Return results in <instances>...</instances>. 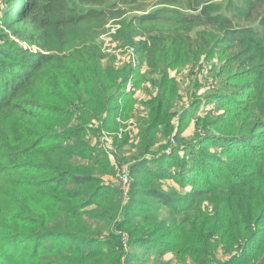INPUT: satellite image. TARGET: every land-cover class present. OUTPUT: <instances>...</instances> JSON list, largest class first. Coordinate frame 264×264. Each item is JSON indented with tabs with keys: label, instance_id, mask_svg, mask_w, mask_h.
I'll use <instances>...</instances> for the list:
<instances>
[{
	"label": "trees",
	"instance_id": "obj_1",
	"mask_svg": "<svg viewBox=\"0 0 264 264\" xmlns=\"http://www.w3.org/2000/svg\"><path fill=\"white\" fill-rule=\"evenodd\" d=\"M4 1L9 7L0 32V264H122L118 230L128 234L122 243L130 248L157 249L159 257L181 251L178 237L166 236L174 223L160 220L164 210L143 198L176 205L177 198L152 186L172 176L166 155L129 164V204L121 207L119 189L96 174L104 172L107 155L88 143L86 128L118 130V120L136 111L134 91L144 65L159 77L149 78L156 91L141 103L146 117L138 119L139 142L149 152L161 122L165 148L172 101L182 96L171 71L202 59L213 61L206 72L220 77L207 95L219 99V112L195 122V143L188 147L177 132L178 152L170 154L179 168L173 176L192 185L179 198L180 213L204 203L212 209L200 249H186L199 264H213L219 244L231 255L223 264H264V0ZM126 11L129 19L119 20L115 39L134 46L135 68L115 67L116 59L98 45L107 22ZM130 77L133 86L126 92ZM198 87L190 91L194 105ZM121 133L119 145H125ZM204 140L220 141L226 158L207 154ZM187 169L190 176L180 178ZM133 205L144 219L131 220ZM94 220L113 224L107 239L95 237ZM182 223L179 229L185 231L186 223L190 230ZM158 231L161 236H151ZM50 238L65 240L49 244ZM138 257L131 251L123 264Z\"/></svg>",
	"mask_w": 264,
	"mask_h": 264
},
{
	"label": "rangeland",
	"instance_id": "obj_2",
	"mask_svg": "<svg viewBox=\"0 0 264 264\" xmlns=\"http://www.w3.org/2000/svg\"><path fill=\"white\" fill-rule=\"evenodd\" d=\"M18 5V3H17ZM9 4L8 2H5L4 0H0V32L5 30V21H6V12L8 10ZM119 9L125 10L126 8L119 7ZM129 14L127 11L119 17L111 18L105 28V32H103L98 37V45L102 52L107 54V57L110 58H121L124 57L129 59L128 62H125V64H128L129 66L135 68L138 67L137 65V59L135 55V63L132 64V58H133V49L134 46L130 44H125L123 41H118L116 38V33L119 28V20L122 19H129ZM19 46L26 48V45H24L22 42H18ZM4 41L0 39V45H3ZM11 43H6V45H9ZM133 50V51H132ZM135 54V52H134ZM106 60V59H104ZM109 61V60H108ZM212 62H206L203 61V59L197 64L194 65H185L182 68L179 69H173L171 71V75H174L178 79V90L180 91V95H182L178 100L172 101V107L175 112V114L172 116V134L169 137L168 145L164 148L163 145L166 143V136L163 134L164 126L161 125L162 123H159V132L156 133L155 137V144L151 148V150L147 153L142 152L141 145L139 142V130L135 127L134 129L128 128L127 121L130 118H133L136 121L137 127L140 126L139 120L141 118H145V114L141 111V103L140 99H143L147 93H150L151 91H156V87L152 86L150 84L149 78H155L159 77L157 75H151L148 72H146L148 69L142 65L140 66V72L141 74L144 73L145 75L140 78L141 84H137L135 87L134 94L141 93V98L136 101L135 108L138 107L135 110L132 111V113L129 115V117L126 120H118L120 121V128L118 130L110 131L105 129H97V125L92 124L93 126H89L86 128L87 131V141L90 143L92 147L97 148V144L99 145V138L102 135L101 131H105L107 133H110L113 139L112 146H113V152L109 155L106 153L107 161L105 162L107 166L104 169V172L97 171L96 174L102 179L103 182L110 184L114 186L115 188L119 189V192L117 195V199H120V206L123 207L125 205L129 204V194L128 196L123 195L120 188V181L118 177V173L120 171L125 170V172H128L129 164L136 160L141 159H150V158H156L159 157L161 154H165V161H169V166L171 167V173L172 176L170 177H164L160 179H156L153 181L152 186L153 188L157 189L160 194H163L165 197H171V198H177L178 200H175L176 205H169V204H162L159 203L157 199H154V197L144 196L143 198L148 197L150 201H155L154 204L158 205L161 210H164V213L161 214L160 220L165 219L169 224H173L174 226L168 225L169 227L166 228L165 232L167 233L166 236H176L178 237V240L181 241V251L178 250L176 252L174 251H166L163 253L161 257L158 255V250L153 249L149 252H146L145 248L143 246H136L133 247L129 244L124 245L122 243L123 237L128 236L126 232H123L122 230L116 231L118 234L121 235V241L119 244V250L118 253L121 255V263L123 264L125 262V259L128 258V253L133 251L137 253L140 257L144 259L145 261L141 260L140 264H199L195 258L192 256V250L186 249L187 246H192L188 248H193V250H199L201 247V242H199V239L201 236L204 235V230L206 228V212L208 211L209 214L212 213V209L206 208V203L204 204H198L197 206L193 207L189 210V212L185 215V213H180L181 208L180 204H183L182 201H179V198H181L183 195H187L188 191L191 189V183H189L187 180H178L176 177L173 176L174 172L179 169L176 166L174 167L172 159H170V154L173 152H178L175 149V146L177 147L178 141L173 137L178 132V137L181 139L179 142H185L186 147H188V144H192V142L195 143V136H196V128H195V122L200 117H204V114L207 112H210L211 114H218V110L216 107H218V98L214 99H207V95L211 94L209 93V88H212L216 82L220 81V77L212 78L211 75H209L206 72L207 67H209ZM118 66L117 62H114V66ZM115 66V67H116ZM208 76V78H206ZM131 78V77H130ZM132 82L133 79L131 78ZM138 83V82H137ZM199 85L196 95L198 97L197 103L194 105L193 96L190 94V91L194 84ZM133 86V85H132ZM152 94V93H151ZM143 107V106H142ZM173 112V111H172ZM173 112V113H174ZM187 114L186 121L181 123L180 118L182 115ZM99 127V126H98ZM123 129V132H125L126 135V141L128 140V143L125 145H119V141L121 140L122 135L121 131ZM120 133L118 137H115L117 133ZM101 133V134H100ZM118 138V139H117ZM118 141H117V140ZM117 141V142H116ZM195 146V144H193ZM201 146L208 152L207 154H218L222 156L223 158H226V155L224 154L223 149L220 147V141L218 140H204L203 144ZM98 148L102 149L100 146ZM103 150V149H102ZM180 153V152H179ZM181 158L185 161L186 158H188L184 152L180 153ZM129 157V158H127ZM188 161V159H186ZM208 164L210 163L209 160H206ZM220 162V161H218ZM115 164H117V169L115 168ZM171 164V165H170ZM121 167V168H120ZM190 176L191 173H189V170H185L180 175L181 177ZM196 174H203V172L196 171ZM130 178V176H129ZM133 180V177H131ZM130 178V181H132ZM142 198V197H141ZM134 209L132 208V216L131 220L136 222V220L144 219L142 215V209L138 205H133ZM210 207V206H209ZM148 213L151 215L153 213V208H146ZM174 211L173 213L171 212ZM170 212V213H169ZM204 212L205 214H201ZM169 213V214H168ZM122 214H118L117 218L115 219L117 222L122 221L123 217H121ZM187 221L188 226L190 227V230L185 226V231L182 229H179V223ZM152 221L147 220L144 221V224H146V227L151 230L153 228V225L150 223ZM91 226L93 229V234L98 240H105L108 238V235L110 234L111 230L113 228V224L110 222H98L96 220L91 221ZM111 224V225H110ZM183 224V223H182ZM179 229V230H178ZM188 229V231H186ZM93 235V236H94ZM162 231L155 232L151 234V236H161ZM187 239V240H186ZM59 240V241H58ZM56 239V238H50L49 244L55 243V242H64L65 239ZM216 240L215 237L212 238V241ZM123 244V245H122ZM85 247L86 244H83ZM100 246V243H97L94 245ZM112 243V247H113ZM185 248V249H184ZM174 250V249H170ZM224 248L222 247V244H219L217 248L215 249V252L213 253L214 260L212 261L213 264H223L225 260H227L231 255L228 253H224ZM114 254L112 253V256ZM157 257V260L155 258ZM135 258H132L128 264H138V261ZM143 261V262H142Z\"/></svg>",
	"mask_w": 264,
	"mask_h": 264
},
{
	"label": "built area",
	"instance_id": "obj_3",
	"mask_svg": "<svg viewBox=\"0 0 264 264\" xmlns=\"http://www.w3.org/2000/svg\"><path fill=\"white\" fill-rule=\"evenodd\" d=\"M134 50V49H133ZM132 50V51H133ZM135 51H133V58H132V64L135 63ZM129 59L121 57V58H117L116 62L117 64L123 65L125 62H128ZM133 82L131 80V78H129V80L127 81L126 84V92L129 91L132 88ZM128 128L129 129H134L135 127H137L136 121L133 118H130L128 121ZM102 135L99 138V146L109 155L110 153L113 152V146H112V136L110 133H107L105 131H101ZM100 133V134H101ZM119 132L117 133V136H119ZM115 168L117 169V164H115ZM121 168V167H120ZM118 177H119V181H120V188H121V192L123 193L124 197L128 196L129 192H130V188H131V181L130 178L128 176V173L125 172V170L122 169V171H120L118 173Z\"/></svg>",
	"mask_w": 264,
	"mask_h": 264
},
{
	"label": "crops",
	"instance_id": "obj_4",
	"mask_svg": "<svg viewBox=\"0 0 264 264\" xmlns=\"http://www.w3.org/2000/svg\"><path fill=\"white\" fill-rule=\"evenodd\" d=\"M154 90L153 91H151L150 93H147V95L143 98V99H140L141 98V93H138V94H134V99H136V101H138L139 99H140V102L139 103H142V102H144V101H146L149 97H150V95H153L154 94ZM152 93V94H151Z\"/></svg>",
	"mask_w": 264,
	"mask_h": 264
}]
</instances>
